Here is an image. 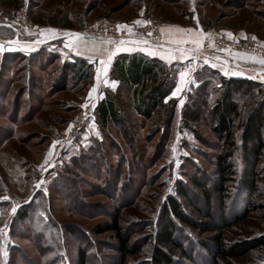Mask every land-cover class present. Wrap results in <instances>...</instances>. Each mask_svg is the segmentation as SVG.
<instances>
[{
    "label": "rangeland",
    "instance_id": "obj_1",
    "mask_svg": "<svg viewBox=\"0 0 264 264\" xmlns=\"http://www.w3.org/2000/svg\"><path fill=\"white\" fill-rule=\"evenodd\" d=\"M21 10L34 31L28 26L18 30L14 25ZM100 19L126 25L123 29H131L132 38L148 39L142 32L147 25L156 24L160 29L180 25L207 30L210 37L217 38L216 51L220 39L254 42L264 48V0H0V264H79L81 247L87 249L89 264H116L111 234L95 235L97 228L111 223L110 214L116 208L122 210L126 231L133 232L135 243L143 245L130 264H150L149 246L144 244L154 233L169 197L183 203L186 217L197 227L211 226L201 191L193 188L191 180L207 183L215 193L217 140L204 122L198 128L188 123V115L202 109L192 88L175 100L176 124L165 138L153 134L150 123L135 124L123 92L119 102L126 124L102 126L95 106L98 97L92 92L99 64H94L93 80L74 85L66 71L73 57L64 42L30 53L11 41L34 40L42 28L74 32ZM138 20L148 23L136 24ZM66 76L65 91L35 82L50 78L52 83L61 77L60 89ZM200 79L211 83L207 89L212 100L217 80L204 71H200ZM102 80L100 73L99 82L104 83ZM101 88L104 92L105 87ZM257 98L263 100L264 93ZM186 103L190 106L184 117ZM89 107L93 113L76 128ZM240 159H236L237 166ZM260 171L259 193L246 217L239 181L231 183L235 187H231L228 204L229 226L221 223L219 230L227 259H215L217 247L211 234L200 235L198 228L177 221L179 239L196 264H264V245H256L264 238V160ZM179 186L190 190V200L178 194ZM218 202L215 194L216 217ZM24 212L30 217L21 222L19 215ZM180 264L191 263L182 260Z\"/></svg>",
    "mask_w": 264,
    "mask_h": 264
},
{
    "label": "trees",
    "instance_id": "obj_2",
    "mask_svg": "<svg viewBox=\"0 0 264 264\" xmlns=\"http://www.w3.org/2000/svg\"><path fill=\"white\" fill-rule=\"evenodd\" d=\"M13 55L8 54L11 57ZM66 71L71 73L70 82L79 85L81 82L93 80L95 65L84 59L73 57ZM200 71L209 73L217 80L213 88L216 96L212 100L209 99L207 89L211 83L209 80L200 79ZM111 78L120 81L123 87H120L115 96L108 93L107 100L96 107L97 117L102 126L108 127L111 124L124 126L126 124L123 105L119 102L120 94L123 92L128 97L135 116V124L143 127L150 123L152 133L160 136L161 139L165 138L168 130L175 126L178 115V103L173 99L167 101L177 84L176 66H168L143 54H125L119 56L114 62ZM34 79L32 77V81ZM195 79L197 86L192 87L191 92L194 93L195 98L201 99L202 109L190 113L188 123L198 128L204 122L217 140L215 174L218 176V184L214 189L215 193L208 188L207 183L197 178L191 180L193 188L201 191V199L206 205V216L211 220V226L209 229L197 227L186 217L183 203L176 197H169L162 206V212L153 230L154 233L148 236L144 244L149 246L150 264H180L182 260H188L191 264L197 263L192 253L179 239L177 221L198 228L200 235L211 234V239L217 247L215 259H227L229 257L227 247L219 230L222 229L221 223L229 226L228 204L232 199L231 187H235L231 183L239 181L241 186L239 193L244 195L243 213L246 217L254 206L253 202L258 196L262 181L260 165L264 160V99L261 100L257 96L260 97L264 93V85L244 79L225 78L206 66L198 69ZM36 80L38 85L45 87L49 84L50 88L56 89L55 91L68 89V76L62 79L63 86L60 89L57 87L61 77L55 78L52 83H50V78H37L35 82ZM252 97L253 100H251ZM242 104L245 109H242ZM189 106V103L184 105L182 114L188 110ZM193 131L198 136V130ZM150 137L147 138L150 139ZM205 138L203 137V142L207 144ZM237 157L241 158L239 166L236 164ZM178 194L190 200V190L187 187L179 186ZM215 194H218L219 201L217 217L213 208ZM110 216L111 223L97 228L95 235L100 237L111 234L115 241L114 251L118 261L116 264H130V258L140 254L143 245L141 246V242L135 243L133 232L126 231L121 221V208H116ZM19 217L21 222H26L30 216L24 212ZM151 227H153L152 224ZM256 245L263 246L264 238L258 240ZM89 257L87 249L81 247L78 253V263L89 264Z\"/></svg>",
    "mask_w": 264,
    "mask_h": 264
},
{
    "label": "crops",
    "instance_id": "obj_3",
    "mask_svg": "<svg viewBox=\"0 0 264 264\" xmlns=\"http://www.w3.org/2000/svg\"><path fill=\"white\" fill-rule=\"evenodd\" d=\"M7 18V17H4ZM178 29L184 30H192V32H181ZM57 30V29H55ZM61 32L51 33L50 31H46L43 28L39 31L38 38L30 41H24L20 39L11 40L12 44H17L20 46L26 47V52H35L39 47L47 46L53 44L55 42H64V45L67 47L68 52L72 57H78L86 60L90 64H99L101 59L107 58V52H115V55L112 56L111 63L108 65V72L105 76L103 74V82H97L96 84V94L98 103L102 104L107 100V94L112 91L117 95L120 90L121 82L118 80H114L111 78V71L114 62L121 55H133V54H143L150 59H157L168 66L175 65L177 68V85L179 84V74L181 71H185L188 73L187 80L189 81L187 84L182 86V91L179 93L182 95L184 93H189V88L197 86V81L195 79V75L198 69L202 66H206L211 70L218 72L221 76L225 78H234V79H244L249 80L258 84L264 85V68L256 64L255 61L251 60L248 57H245L240 54H234L230 52H218L214 50V44L217 38H212L208 34V31L204 28H190V27H182L180 25H164L161 28L163 39L161 42H154L147 38H134L129 43H115L114 47H110L108 42H104L97 39H87V38H72L68 37L66 33H75L73 30L63 31L65 29H60ZM196 38L201 41L200 45H194L192 43L179 44L177 43L180 40H190L191 38ZM18 38V37H16ZM69 43H74V47H68ZM95 47L103 52L101 55L98 52L89 51L88 49ZM76 47L79 48L81 54H77ZM120 48V51H117V48ZM184 48L188 49V56L181 59H172L169 61L166 58H161V55H152L150 53H160L163 55H167L168 52H174L175 56H180L179 49ZM124 49H131L124 50ZM91 57V59L89 58ZM205 60L208 63H205ZM215 64L216 67H212L211 65ZM228 73L225 75V73ZM96 81V78H95ZM114 82V86H113ZM101 87H105L104 92H101ZM173 89L172 93L175 91ZM109 89V90H107ZM106 92H108L106 94ZM171 95L167 98V101L170 99L177 100L180 98L179 94L173 96ZM106 94V95H105ZM97 107V105H95Z\"/></svg>",
    "mask_w": 264,
    "mask_h": 264
},
{
    "label": "built area",
    "instance_id": "obj_4",
    "mask_svg": "<svg viewBox=\"0 0 264 264\" xmlns=\"http://www.w3.org/2000/svg\"><path fill=\"white\" fill-rule=\"evenodd\" d=\"M14 25L18 30H23V28L27 26L29 31L35 30L29 24L24 11L22 10L18 12V20L14 22ZM74 32L83 34L81 36L83 38L97 39L108 43H112V41H114L115 43L124 41L126 43L134 39L127 30L118 28L116 23L108 19L97 20L91 23L86 29H81ZM142 32L146 37H148L149 40H152L154 42H161L163 39V35L159 25H147L142 29ZM217 50L221 52H230L243 55L255 61L256 64L264 68V64L260 63L261 60H264V48L258 46L254 42H234L220 39L217 42ZM92 113L93 109L90 107L87 108V110L84 112V116H81L80 120L78 121L76 128H80L85 118L87 116H91Z\"/></svg>",
    "mask_w": 264,
    "mask_h": 264
},
{
    "label": "snow or ice",
    "instance_id": "obj_5",
    "mask_svg": "<svg viewBox=\"0 0 264 264\" xmlns=\"http://www.w3.org/2000/svg\"><path fill=\"white\" fill-rule=\"evenodd\" d=\"M136 24H141V23H148V22H142V21H136L135 22ZM127 26L126 25H118V28H120V29H123V28H126ZM48 31H50L51 33H53V34H55L56 33V30L55 29H50V30H48ZM178 31H181V32H184V31H187V32H192V30H184V29H178ZM129 32H131V29H129ZM66 36H68V37H72V38H80L83 34H81V33H71V32H69V33H66L65 34ZM229 37H231L232 36V33H228L227 34ZM254 38V37H253ZM192 43V44H194V45H197V46H199L200 45V43H201V41L199 40V39H196V38H191L190 40H180V41H178L177 43H179V44H185V43ZM112 43H115L114 41H112ZM120 44H123V43H125L124 41H120L119 42ZM68 47H74V43H69L68 45H67ZM0 50H2V48H0ZM89 51H93V52H98V53H100L101 55H103L104 53L103 52H100V50L99 49H97V48H95L94 46L92 47V48H90V49H88ZM121 49L118 47L117 48V51H120ZM124 50H131V49H124ZM76 51H77V54L79 55V54H81V52H80V50H79V48L78 47H76ZM179 52H180V56H175V54H174V52H168L167 53V55L165 56V55H163V54H160V53H155V52H153V53H150V54H152V55H161V58H166V59H168L169 61H171L172 59H181V58H185V57H187L188 56V52H189V50L188 49H184V48H180L179 49ZM115 55V52H107V58L106 59H101L100 60V68H98L97 69V81L99 82L100 81V73H103L105 76L107 75V72H108V65L111 63V59H112V56H114ZM90 59H91V57H89ZM205 63H208V61L207 60H205ZM260 63H262V64H264V60H261L260 61ZM212 67H216V65L215 64H212L211 65ZM228 73L226 72L225 73V75H227ZM187 76H188V73L187 72H185V71H181L180 72V74H179V77H180V79H179V84L177 85V87L175 88V91L172 93V95L173 96H175V95H177V94H179L181 91H182V86L183 85H185V84H187L189 81L187 80ZM113 86H114V82H113ZM96 91V88L94 87L93 89H92V92H95ZM90 96H91V93L89 94ZM181 103H183V101L181 100ZM84 107H87V105H84ZM57 143H59L58 141H56V142H54L53 143V145H52V148L54 149L55 148V146H56V144ZM176 151V149L175 148H173V152H175ZM52 155V152L50 151L49 152V156H51ZM4 199H7V197H5ZM12 211L13 212H15L16 211V209H15V207H13L12 208Z\"/></svg>",
    "mask_w": 264,
    "mask_h": 264
}]
</instances>
